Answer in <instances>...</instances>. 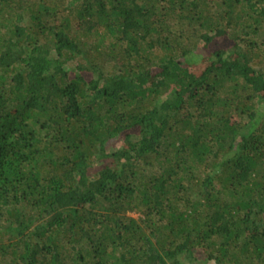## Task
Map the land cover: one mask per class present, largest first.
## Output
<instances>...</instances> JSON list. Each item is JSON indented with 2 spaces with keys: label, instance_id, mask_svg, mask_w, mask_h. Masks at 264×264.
<instances>
[{
  "label": "trees",
  "instance_id": "obj_1",
  "mask_svg": "<svg viewBox=\"0 0 264 264\" xmlns=\"http://www.w3.org/2000/svg\"><path fill=\"white\" fill-rule=\"evenodd\" d=\"M0 264H264V0H0Z\"/></svg>",
  "mask_w": 264,
  "mask_h": 264
},
{
  "label": "rangeland",
  "instance_id": "obj_2",
  "mask_svg": "<svg viewBox=\"0 0 264 264\" xmlns=\"http://www.w3.org/2000/svg\"><path fill=\"white\" fill-rule=\"evenodd\" d=\"M134 216H137V214H133Z\"/></svg>",
  "mask_w": 264,
  "mask_h": 264
}]
</instances>
